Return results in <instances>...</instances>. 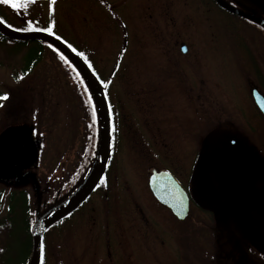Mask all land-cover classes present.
<instances>
[{"label": "rangeland", "instance_id": "obj_1", "mask_svg": "<svg viewBox=\"0 0 264 264\" xmlns=\"http://www.w3.org/2000/svg\"><path fill=\"white\" fill-rule=\"evenodd\" d=\"M66 1H56V6H60L54 15L56 22L53 32L75 45L79 41L84 42V46L100 45L101 60L96 63L97 68L105 79L110 77L113 80L111 96L121 115L122 128L128 127V139H134L131 137V129L136 135L132 146H129L123 129L119 133L117 128L114 165L108 180L110 207L107 217L127 223L126 228L119 229L121 234H118L117 228L114 229L116 236L120 235V246L125 250L127 261L130 264H207L208 261L212 264L219 263L221 253L225 252V247H229V228L224 218L232 213L230 218H245V221H248L253 218L254 204L249 184L252 178L251 163H246L243 169L235 171L226 166L223 169L221 132L217 128V117L221 114L218 107L226 108L228 116L232 114L240 119L244 131L249 134L257 115L249 92L253 82L251 56L259 58L264 71V36L254 25L232 14L220 13L216 6V9L207 12L204 0H195L196 10L192 15L190 12L186 14L185 10L181 15V1L179 33L192 40V55L195 58V109H188L186 95L181 90L174 92L175 85L162 73L166 70L159 61L161 59L158 54L153 60L143 58L140 47L142 42H139L141 36L136 38L140 33L139 28L132 31L136 39V51L132 55L136 58L119 63L111 61L107 47L109 42L113 44L114 32L98 23L91 10L86 12V23L81 24L76 1ZM45 2L34 0L27 4V8L18 9L25 11L30 21H36L33 29L50 26L48 8L45 11L38 10L46 6ZM162 3L165 7V3ZM174 6L177 7V4ZM0 16L17 29L28 26V17L4 4L3 0H0ZM81 25L88 41L82 40L83 37L78 33ZM182 25L190 26L189 30L182 31ZM170 34V31L165 32L164 38L170 37ZM38 47L37 41L23 45L18 42L0 41V91L7 97H3L0 102V191L6 194L21 189L17 187L16 182L7 181L2 177L6 175L5 164L1 160L4 152L5 156L8 154V151H5L7 141L15 144L14 151H10L8 157L10 162L16 163L17 153L19 154L17 148L24 138L23 134L29 135L31 130L37 131L36 136L41 134L44 151L41 154L39 173L44 175V168L49 165L58 171L61 154H65L69 142L81 140L90 121V114L87 113L89 106L85 103V95L82 97L79 91L81 85L72 77L74 72L50 47L43 48L41 61L33 71L23 74L26 63L34 56L37 57ZM147 86H161L163 90L158 95H152L153 101L145 100L151 97L143 95ZM207 92L214 93L218 102L209 98L210 111H207ZM217 98L222 99L219 101ZM145 112L152 114V121H157L158 136L145 138V135H142V127L147 120ZM207 112L213 114L209 123L215 124L211 128L217 129L216 132L208 134L206 147L207 131L204 126L207 125ZM253 134L251 133V137ZM18 135L23 137L15 138ZM256 137L264 142V129L257 131ZM27 142L28 139L24 144ZM100 142L101 140L98 147ZM27 145L20 150L24 155L21 161L26 157L28 159ZM241 154L249 158L250 154H255V147L249 145ZM196 157L197 172L194 174L190 170ZM229 158L233 161V156ZM8 165L10 168L13 166ZM161 167L171 169L189 187L195 204L191 216L184 222L170 216L159 217L158 213L165 208L160 206L150 193L148 180L151 168ZM212 169L220 181L215 176V180H209V172ZM230 180L233 182L228 185ZM59 190L62 189L56 191ZM226 193L232 194L228 197V202L224 199ZM61 194L63 195V190ZM10 196L9 193L3 198L5 207L0 212V264H11L18 260L17 254L23 245V222H19L22 219V210L18 209L11 215V218H18V225L11 218H7ZM31 201L33 202L32 198ZM93 205L94 203L90 206ZM139 207H143L144 217L139 212ZM262 208L264 211V203ZM88 211L91 212L90 209ZM164 213L168 215L166 211ZM81 214H78L77 218ZM95 218H101L99 211ZM141 218H150V221L140 224ZM250 223L245 222V226ZM60 225L55 226L47 236L50 251L54 249L53 252L59 253L62 248L68 247L70 253H75L78 244L75 228L72 227L70 234L63 235ZM4 234L9 238L4 237ZM52 261L55 262L53 256ZM57 262H60V259Z\"/></svg>", "mask_w": 264, "mask_h": 264}, {"label": "flooded vegetation", "instance_id": "obj_2", "mask_svg": "<svg viewBox=\"0 0 264 264\" xmlns=\"http://www.w3.org/2000/svg\"><path fill=\"white\" fill-rule=\"evenodd\" d=\"M34 0H26L27 4L33 2ZM37 1H46V6L43 9H38L40 11H45L48 8L49 13V27L53 29L55 26V13L59 10V6H56V1L53 4L51 0H37ZM48 1V2H47ZM67 0L66 2H69ZM78 8V19L81 24H85L88 16L86 15L87 10H91L95 16V20L104 28L112 30L115 37L111 42L108 43L107 51L110 53V59L114 62H124L130 61L132 58H136L135 55H132L133 52L136 51L134 46V34L132 31L135 28H139L140 33L136 35L139 42H142L141 50L142 55H144V59H155V55L158 54L159 60L163 67L165 66V74L167 79L175 85L173 88L174 92L181 90L187 97V105L192 109H195V58L192 55V40L189 37H184L183 34L179 33L180 23L178 22V17L180 14V3L182 1V11L181 15H183V10L186 11V14L189 12L191 15L196 10V2L195 0H75ZM162 1L165 3V7L163 6ZM207 4V12L217 7L220 10V13L225 12L224 14H232L238 19L246 21L248 24H252L256 27V30L260 34L264 36V25L256 22L254 20L249 19L246 16L235 14L228 9L221 7L216 0H204ZM231 5L235 6L239 10L245 12L248 15H253L255 18L264 22V0H226ZM160 3V4H159ZM177 4V7L174 6ZM162 7H161V6ZM63 6V5H62ZM216 6V7H215ZM40 7V6H37ZM57 10V11H56ZM15 11L24 14L28 17L26 22L30 21L28 14L25 11L15 9ZM33 26H35L36 21H31ZM188 25L185 27L182 25V31L189 30ZM34 28V27H33ZM170 31V37L165 36V32ZM176 32V34L174 33ZM83 37L82 40H86L85 33L83 32L82 25L80 27V31L78 32ZM112 33H110L111 38ZM181 35V36H180ZM189 36V35H188ZM62 37V36H61ZM63 38V37H62ZM193 38V36H191ZM64 39V38H63ZM66 40V39H65ZM68 41V40H66ZM73 46H75L86 59L93 65L95 70L99 73L102 78L107 91L109 93V97L113 107L114 113V122H115V137L116 131L118 128V132L124 131V135L126 139H128L126 134L127 126L122 128L120 124L121 115L118 113L116 103L113 102L111 96V89L113 88V80L105 79L104 75L101 74L100 70L97 68V62L101 60L100 55V45L94 46L93 44H89L84 46V42L79 41L77 45L73 42L68 41ZM252 62V72H253V82L249 88L250 97L254 103L257 115L254 122H252L253 126L249 131V134L244 131L243 123L240 119H237L235 115L230 114L228 116L227 109H223L221 106L218 107L221 111L220 116L217 117L218 122V131L221 132V141L223 152H221L223 157V169L226 166L233 171L237 169H243V165L246 163H251L252 169V178L250 188L253 194V218H249L250 221L249 226H245V218H230L231 214L224 218L225 224L228 226L227 233L229 234V238L227 239V243H229V247H225V252L221 253L220 262L214 264H264V211L262 208V204L264 203V142L261 141L259 137L255 138L257 131L260 129H264V113L260 111L258 106L255 103V100L252 95V91L254 88L258 89L260 93L264 96V71L262 68V64L260 65V60L257 56H251ZM158 60V59H157ZM142 78L147 79L145 76ZM206 78V76H205ZM181 84L177 86L176 84ZM82 89L83 87L80 86ZM161 86H147L143 92V95H150L151 97L145 98L153 101L154 97L152 95H158L162 91ZM211 95V97H210ZM209 98L216 101V97H214V93L207 92V111H210L211 108L209 105ZM219 101L222 98H217ZM146 117V121H144L143 125V136L148 138V136L154 137L158 136V130L156 126V122L151 120L152 114L147 112L144 113ZM211 114L207 112V125L205 124L204 129H206L207 134L205 141L207 140V136L209 133L216 132L215 123L210 124ZM88 121L87 130L90 131V135L88 136V141L86 139V133L81 136V140L71 141L65 150V154H61V161L58 168V171L53 170L49 166H46L44 169V175L39 173V161H34L32 166L21 168L20 172L23 174L13 175L15 182L17 183V187H21L24 191H27L31 196H37L39 199L40 193V206L48 205L47 203L50 201L51 197H57L54 194L55 190L62 189L67 183H71L72 186L70 189H77L80 184L83 182L85 177L83 176V171L88 167L94 148V140L93 138L99 139V120L97 122ZM210 127V128H209ZM251 133H254L251 137ZM35 135V134H34ZM193 136V135H192ZM37 137V138H36ZM34 136L35 141L37 142V147L40 148V140L43 136L39 134L38 136ZM131 137H136L134 132L131 129ZM132 138L128 139L129 146H132L133 140ZM39 141V142H38ZM115 141V138H114ZM255 147V154H250L249 158L247 156H243L241 154L243 149L248 146ZM72 147H76L75 149ZM207 147V141H206ZM18 150V149H17ZM64 153V152H63ZM92 153V155H91ZM114 152L110 162V165L104 174L101 181H104L102 184L101 181L95 188V190L91 193V195L86 199V201L71 215L63 219L59 224H61V234L67 235L69 232L73 230L74 233L77 234V250L75 253H70L68 247L62 248L61 252L55 253L54 249L50 248V241L47 239V236L54 230L52 227L45 235L43 239V256H41V263L43 264H130L127 261L125 250L120 246L122 241L121 238L116 236V231L114 229H118V234H121L119 229L126 226L127 223L121 220H113L112 218L107 217L109 200L108 197L110 195L109 188L110 182L109 173L112 170L113 162H114ZM229 156H233L232 159ZM251 156V159H250ZM209 156H207V159ZM229 158V159H228ZM196 162L197 157L194 158V162L192 164L191 172H197L196 170ZM38 168V169H37ZM154 169L162 170L166 169L168 171L173 172L169 168H151V172L149 175V180ZM89 168L85 171V173L89 172ZM216 171V170H215ZM190 172V174H192ZM32 173V174H30ZM218 173V172H217ZM224 173V172H223ZM86 174V175H87ZM173 174H175L173 172ZM195 174V173H194ZM193 174V175H194ZM176 175V174H175ZM214 170L212 169L209 172V180L214 178ZM219 176V173H218ZM177 177V175H176ZM217 179L219 177L215 176ZM178 178V177H177ZM183 186L186 188L189 194L190 202H189V213L184 220L179 219L172 209L161 202L152 192L149 185L148 180V188L150 193L155 198L156 202L162 206L163 209L159 212V217L163 218L164 216H170V218L174 217L179 222L186 221L190 216L192 209L194 208V199L190 193L189 187L187 184L178 178ZM220 181V179H218ZM233 182L230 180L228 183ZM250 182V181H247ZM246 183V182H245ZM244 183V184H245ZM213 184L214 181H213ZM226 184V183H225ZM146 186V185H145ZM241 186V185H240ZM209 188V186H208ZM74 190V191H75ZM209 190V189H208ZM242 190V188H241ZM30 191V192H29ZM210 198V195H207ZM232 194L226 193L225 200L228 202V197L230 198ZM39 203V202H38ZM93 206H90L93 204ZM90 209L91 212L88 210ZM41 210V209H40ZM139 212L142 213L143 217L145 213L143 212V207L138 208ZM88 211V212H87ZM101 214V218H95L97 212ZM166 211L167 214L164 213ZM82 213L80 216L77 215ZM36 211V218H37ZM104 215V216H103ZM229 217V218H228ZM259 219L257 224V219ZM121 219V218H119ZM262 219V220H261ZM261 220V221H260ZM150 218H141L140 224L149 223ZM76 224V225H74ZM125 227V228H126ZM229 231V232H228ZM241 235V236H240ZM52 256L55 258V262L52 261ZM60 259V262L57 260ZM207 264H212L210 261ZM146 264H153L151 262Z\"/></svg>", "mask_w": 264, "mask_h": 264}, {"label": "water", "instance_id": "obj_3", "mask_svg": "<svg viewBox=\"0 0 264 264\" xmlns=\"http://www.w3.org/2000/svg\"><path fill=\"white\" fill-rule=\"evenodd\" d=\"M219 4L233 13H237L248 17L251 20L259 22L264 25V22L255 18L253 15H248L229 3L223 0H217ZM0 33L11 39L21 41H32L40 40L42 42L49 43L54 47L58 48L64 53L82 73L84 78L87 80L94 98L97 103V107L100 115L101 122V142L97 153L94 165L87 176L86 180L81 186L64 202L58 206L52 208L44 215H38L37 221L32 228L33 235V248L32 254L27 264H40L41 260V248L42 237L45 232L53 226L55 223L61 221L83 204V202L89 197L93 190L98 185L102 176L106 172L114 145V116L112 105L110 102L109 95L107 93L104 83L93 66L87 61L84 56L79 55V51L72 47L69 43L64 41L58 36H53L43 31H20L9 27L0 19ZM75 49V51H73ZM254 100L260 110L264 113V96L258 89L252 91ZM29 161L33 157V153L28 151ZM3 158V156H2ZM5 164V173L19 174L18 167L10 168L6 157L1 160ZM25 165V164H24ZM23 165V166H24ZM150 188L154 195L164 204L168 205L174 214L179 219H185L189 212V195L181 184V182L169 171L166 170H154L150 176L149 181Z\"/></svg>", "mask_w": 264, "mask_h": 264}, {"label": "trees", "instance_id": "obj_4", "mask_svg": "<svg viewBox=\"0 0 264 264\" xmlns=\"http://www.w3.org/2000/svg\"><path fill=\"white\" fill-rule=\"evenodd\" d=\"M5 22L8 23L7 21H5ZM2 40H6V41H10V42H18V43H20L22 45L23 44H27V43L30 42V41H15V40H10V39L6 38L5 36H3L0 33V41H2ZM37 42L39 44V47L37 48V54L38 55H37V57L34 56L28 63H26L27 65L22 70L23 74H25V75L33 71V69L36 67V65L41 61L42 54L44 52L43 51V48L45 46L49 47V45H50V44H47V43H43V42H41L39 40H37ZM50 48L60 58H61V55H63L64 57H66L62 52H60L59 50L55 49L54 47L51 46ZM64 62H66L68 64V66L70 67V70L74 72V74L72 75V77L75 79V81L79 85L83 86V89L80 87L79 88V91H80L82 97H84V95L86 97L85 103L88 104V106H89L87 113L90 114V122L92 123L93 122V120L91 119V115H92V104H95L94 98H93V95H92V92H90L89 87L87 86V84H86L85 80L83 79V77L81 76V74L78 72L77 68L69 61V59L67 57H66V60ZM15 77H17V74H16ZM89 93L92 96L91 101L89 100ZM3 97H4V93L0 91V102L3 99ZM95 107H96V104H95ZM96 109H97V107H96ZM97 115H98V118H99L98 109H97ZM87 132H88V130H87ZM36 133H37L36 130H34V131L31 130V132H30L31 137H33V138H34V136L36 137V135H34ZM89 135H90V131L88 133H86V136L85 137H86L87 140H88V136ZM23 136H24L23 140H25L26 138L29 137L28 135H25V134H23ZM23 136L22 135H18V136H15V138H20V137H23ZM93 140L95 142L94 148H93V152L94 153H93V155L91 153L92 159H91V161H90V163H89V165L87 167L89 169L93 166V163L95 161V153L97 152L98 143H99V139L98 138H95L94 137ZM88 141H90V139ZM8 147L12 149V148L15 147V144L12 141H9L8 142ZM41 151H42V147L39 148V152H41ZM36 155H37V153H36ZM31 166H32V164H31ZM87 168L83 171V176L84 177L87 176L86 175L87 172L85 173V171L87 170ZM3 178L4 179H7V181L15 182V180L13 178V175H10L8 178H5V177H3ZM71 186H72L71 183H67V185H65L63 187V195L61 194L62 190H59V191H56L55 190L54 194H56L57 197H55V198L51 197L50 201L47 203L48 205H45V206H42V207L40 206L41 209H42V211L48 210L51 207L50 205H53L54 206V205H56V204L64 201L68 197V195H70L75 190V189H70ZM9 193L11 194V196H10L9 206H8V209H9L8 214H9V216L7 218H11V215H13V212L16 213V211L18 209L19 210L21 209L22 211L21 210L20 211H21L22 219L19 218V219H21L19 222H23L22 228H21V234L23 236V238H22L23 239V245H22L21 250L19 249L20 252L17 254V259L18 260L14 261L11 264H27L28 261H29L31 252H32V243H33L32 226H33V223H34L35 217H36V211H37V207H38V198H37L36 195L35 196L29 195L28 192L27 191H24L22 188L21 189L14 190V191L9 192ZM8 194H6L3 191H0V212H2L3 209H4V207H5L3 205V203H4L3 198L5 197V195H8ZM31 198H32L33 202L31 201ZM31 203L34 206H32ZM11 219H12L13 222H15V224L18 223V218H11ZM16 225H18V224H16ZM4 237H8V236H6V234H4ZM4 264H6V262Z\"/></svg>", "mask_w": 264, "mask_h": 264}, {"label": "snow or ice", "instance_id": "obj_5", "mask_svg": "<svg viewBox=\"0 0 264 264\" xmlns=\"http://www.w3.org/2000/svg\"><path fill=\"white\" fill-rule=\"evenodd\" d=\"M51 2L54 4L55 3V0H51ZM3 3L4 4H7V5H10L11 8H13V9L27 8V2H26V0H3ZM9 27H11V25H9ZM30 29L36 30V31H43V32H46V33H49V34L55 36V33L53 32V30H52L51 27L35 28V29H33V24H32L31 21L28 22V26L26 28L17 29V30L28 31ZM49 47H51V45H49ZM73 51H75V49H73ZM79 55L80 56H83V53H79ZM61 59H65L66 60V57H64L63 55H61ZM101 83H104V82L102 81ZM4 98L6 99L7 97L5 96ZM91 99H92V96L89 93V100L91 101ZM91 119L94 122H97L98 121L97 109L95 107V104H92V115H91ZM101 183L103 184L104 181H101ZM40 248H41V256H43L44 246H43L42 243L40 245ZM42 264H43V261H42Z\"/></svg>", "mask_w": 264, "mask_h": 264}]
</instances>
